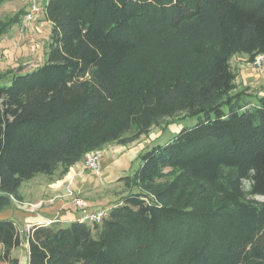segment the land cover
Returning <instances> with one entry per match:
<instances>
[{"label": "trees", "instance_id": "1", "mask_svg": "<svg viewBox=\"0 0 264 264\" xmlns=\"http://www.w3.org/2000/svg\"><path fill=\"white\" fill-rule=\"evenodd\" d=\"M42 14L43 62L0 75V211L38 174L197 122L141 151L101 224L32 225L27 264H264V95L237 90L231 66L264 56V0H47ZM151 42L169 61L156 73L134 58ZM22 237L0 220L2 263L19 264Z\"/></svg>", "mask_w": 264, "mask_h": 264}, {"label": "rangeland", "instance_id": "2", "mask_svg": "<svg viewBox=\"0 0 264 264\" xmlns=\"http://www.w3.org/2000/svg\"><path fill=\"white\" fill-rule=\"evenodd\" d=\"M22 2V5H21ZM18 3V4H16ZM24 6L22 0H15L13 3H6L0 8V22L4 23L11 17H13L17 11L22 10L21 8ZM17 10V11H16ZM42 13L38 14L28 31L20 32L19 31V23H13V25L9 28L6 33L0 36V75H4L8 71H28L34 69L36 66L40 65L44 59V52L46 49L47 39L49 36L50 27L43 22ZM40 18V19H39ZM39 19V20H37ZM156 51V47L154 46V42L148 43L145 47V51L139 53L134 58L144 59L147 61L148 66L150 68L153 67L156 73L162 69V65H160L159 60L164 58L166 60L165 53H154ZM167 55V54H166ZM169 60H176V57L167 55ZM180 59L183 68L186 70L191 69L192 66H195L196 62L190 60L186 57L177 58ZM255 61V60H254ZM254 61L250 62L247 55L238 54L235 55L231 59V66L236 74L235 86L237 90L248 89L255 95H264V56L263 62L261 66H256ZM169 62V61H168ZM195 62V63H194ZM6 75V74H5ZM7 76V75H6ZM2 80V79H1ZM4 81H0V85H8L9 80L7 77L3 78ZM197 122V118H178L171 122L166 121L163 125V128H153L148 134L142 135L135 142L126 145L127 147L136 148L137 154L132 155L130 157V161H124L122 167L124 168L126 173H120L121 176H127L134 173V171L138 168L140 164V160L138 159V154L141 153L145 148L151 147L154 145H164L169 142L176 133L183 127L193 126ZM101 156H102V150ZM84 162V159H83ZM100 164V162H99ZM86 169V168H85ZM48 176L44 174L36 175L33 180H29L31 184H43ZM117 177H110V179L106 182H111L107 187L109 188L107 191L108 199L110 195L115 197L117 201H121V197L125 194V188L123 184L116 183ZM28 182V181H27ZM26 182L21 185V189H25ZM29 184V185H31ZM107 184V183H106ZM118 185V186H117ZM244 188L247 190L249 185L247 182H244ZM112 193V194H109ZM87 198V197H86ZM79 198H74L73 202L75 205V201ZM255 199L259 201H264V197H256ZM82 200V199H81ZM86 203V202H85ZM33 206H40V203L33 204ZM76 206V205H75ZM1 212V211H0ZM61 227H66L68 224L62 223ZM29 229V228H28ZM25 228L21 229L22 234V243L19 248L15 249L12 256L20 259L21 264H23V258L26 255V240H25ZM1 251V250H0ZM0 264H5L0 261Z\"/></svg>", "mask_w": 264, "mask_h": 264}, {"label": "crops", "instance_id": "3", "mask_svg": "<svg viewBox=\"0 0 264 264\" xmlns=\"http://www.w3.org/2000/svg\"><path fill=\"white\" fill-rule=\"evenodd\" d=\"M22 1L24 6L21 9L25 11L26 5L24 0ZM13 2L15 0L9 3ZM41 18H43V23L50 27L49 23L44 20L43 14ZM136 154L137 151L134 147L109 144L102 149L98 173L85 169L84 162L81 160L70 167L64 175L47 177L43 184H31L30 180V182L25 183V185L27 184L25 189L20 187V200L12 201L8 208L0 212V220L12 219L19 225L20 229L25 228V230H28L32 225L50 223L60 225L82 221L84 211L74 205V198L86 202L89 210L108 209L117 204L118 201L112 197V193H109L112 195L108 199L107 191L109 188L107 186L111 182H106V180L108 181L112 176L117 177V180L121 176L120 173H126L122 167L124 161H130V157ZM36 203H40V206H33ZM25 253L23 264L28 262L27 242ZM18 260L21 264L19 258Z\"/></svg>", "mask_w": 264, "mask_h": 264}, {"label": "built area", "instance_id": "4", "mask_svg": "<svg viewBox=\"0 0 264 264\" xmlns=\"http://www.w3.org/2000/svg\"><path fill=\"white\" fill-rule=\"evenodd\" d=\"M47 0H24L26 9L21 16L19 23V31L25 32L28 30L34 20V18L43 12V6ZM263 62V56H259L255 59L254 64L256 66H261ZM100 159L101 152L94 151L85 155L84 166L87 170L98 173L100 171ZM75 205L78 209L84 211V216L82 221L88 224H101L102 221L108 216V209H94L89 210L86 203L77 199Z\"/></svg>", "mask_w": 264, "mask_h": 264}]
</instances>
